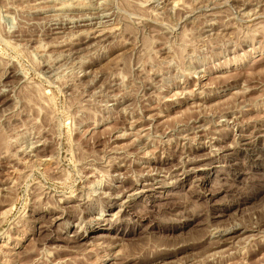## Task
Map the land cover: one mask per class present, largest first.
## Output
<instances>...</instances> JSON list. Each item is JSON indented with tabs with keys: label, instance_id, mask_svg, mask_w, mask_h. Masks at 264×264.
I'll return each mask as SVG.
<instances>
[{
	"label": "rangeland",
	"instance_id": "rangeland-1",
	"mask_svg": "<svg viewBox=\"0 0 264 264\" xmlns=\"http://www.w3.org/2000/svg\"><path fill=\"white\" fill-rule=\"evenodd\" d=\"M258 153L264 0H0V264H264Z\"/></svg>",
	"mask_w": 264,
	"mask_h": 264
},
{
	"label": "bare ground",
	"instance_id": "bare-ground-1",
	"mask_svg": "<svg viewBox=\"0 0 264 264\" xmlns=\"http://www.w3.org/2000/svg\"><path fill=\"white\" fill-rule=\"evenodd\" d=\"M242 139H244V138H242ZM245 153L249 156V159L252 160V157H251V156L254 155V150L248 148V149H245ZM225 156H226V155H225ZM233 157H234V156H233ZM233 157L230 158L229 160L227 159V160H228V163H231V162H232V160L234 159ZM249 159H248V160H249ZM253 159H254V158H253ZM256 159H259V160L261 161V162H258V163H257L258 165L255 166L256 171H257V170L260 168L259 165H264V157H263L262 154H261V156H260V154L258 153V156H257ZM235 160H236V159H235ZM186 161H187V160H186ZM232 165H233V164H232ZM181 167H182V166H181ZM187 167H188V166H187ZM185 168H186V167H185ZM252 173H253V172H252ZM254 173H255V172H254ZM259 173H260V172H259ZM261 173H262V172H261ZM223 174L225 175L226 178H221V177H220L219 179H221V180H229V179L232 180V178H229V177H231V176H228L227 173L224 172ZM236 175H237V174H236ZM257 175H258V174H257ZM262 175H263V173H262ZM248 176H249V175H248ZM251 176L253 177L254 175H251ZM258 176H259V175H258ZM258 176H257V177H258ZM252 177H251V179H250V177L248 178V179H250L249 181H251V180L253 179ZM262 177H263V176H262ZM127 178H128V177H127ZM243 178H244V177H243ZM243 178H242V179H243ZM246 178H247V177H246ZM233 179H234V178H233ZM256 179H257V178H256ZM261 179H262V178H261ZM128 180H129V179H128ZM131 180H132V179H131ZM138 180H139V179H136V182L134 183V187H135V185H138V182H137ZM152 180L154 181V183L151 184V182H150L149 185H150L152 188L150 187L151 189H147V190H149V191H150V190H155V188H157V187L152 186V185L157 184V183L160 184V182H157L155 178H153ZM235 180H236V179H235ZM243 180H244V179H243ZM133 181H134V180H133ZM139 181H140V180H139ZM238 181H239V180H238ZM247 181H248V180H247ZM139 183H140V182H139ZM261 183H262V182H261ZM146 184H147V183H146ZM222 184H224V183H222ZM255 184H256V182H255ZM257 184H258V183H257ZM132 185H133V182H132ZM139 185H140V184H139ZM258 185H259V184H258ZM140 186L143 187V188H144V187H147V185H145V184H142V185H140ZM136 188H137V187H136ZM147 188H148V187H147ZM255 188H256V186H255ZM260 188H261V189H264V184H263V185H259V189H260ZM126 189H127V188H126ZM137 189H138V188H137ZM137 189H135V190H137ZM124 190H125V189H124ZM147 190H146V191H147ZM221 190H222V188H221ZM140 192H144V191H140ZM258 192H259V191H258ZM247 195H248V194H247ZM163 197H164V196H163ZM67 199H68V198H67ZM117 199H119V198H117ZM115 200H116V199H115ZM244 200H245V199H244ZM64 201H65V200H64ZM69 201H70V200H69ZM62 202H63V201H62ZM66 202H67V201H66ZM237 202H238V201H237ZM238 203H239V202H238ZM9 204H10V203H9ZM120 205H121V204H120ZM226 205H227V204H226ZM61 208H62V207H61ZM63 208H64V207H63ZM227 208H228V206H227ZM84 209H85V208H84ZM52 210L54 211V209H52ZM91 210H92L91 208H88V209H87L88 212H91ZM118 211H119V210H118ZM120 211H121V209H120ZM133 212H134V211H133ZM60 213H61V212H60ZM62 213H64V212H62ZM193 213H194V212H193ZM178 214H179V213H178ZM194 214H195V213H194ZM51 216H53V215H51ZM58 216H59V215H58ZM60 216H61V215H60ZM112 216H114V215H112ZM54 218H55V217H54ZM54 218H53V219H54ZM57 218H58V217H57ZM57 218H56V219H57ZM77 220H78V219H77ZM188 220H189V219H188ZM60 224H61V223H60ZM236 225H237V224H236ZM236 225H235V226H236ZM235 226H233V228H234ZM228 228H230V227H228ZM233 228H232V229H233ZM63 229H64V228H63ZM221 229H222V228H221ZM230 229H231V228H230ZM230 229H229V230H230ZM239 229H242V228H239ZM59 230H60V229H59ZM223 230H224V229H223ZM226 230H228V229H226ZM235 230H236V228H235ZM235 230H234V231H235ZM221 233H222V232H221ZM78 234H79V233H78ZM223 234H224V233H223ZM75 235H76V234H75ZM217 235H218V234H217ZM219 236H220V235H219ZM48 238H50V239L53 240V241L55 240V239H53V237H51L50 235L48 236ZM56 238H57V237H56ZM68 238H69V237H68ZM73 238H74V237H73ZM59 239H61V238H59ZM62 239H63V238H62ZM47 240H48V239H47ZM219 240H220V239H219ZM220 242H221V241H220ZM182 246H184V245H182ZM177 247H178V246H177ZM177 247H176V248H177ZM73 248H74V247H73ZM162 248H163V247H162ZM155 249H156V248H155ZM158 249H159V248H158ZM174 249H175V248H174ZM160 250H162V249H160ZM167 250H169V249H167ZM156 252H157V251H156ZM161 252L163 253L164 251H161ZM157 253H158V252H157ZM159 253H160V252H159ZM159 253H158V255H159ZM160 254H161V253H160ZM158 255H157V256H158ZM162 255H163V254H162ZM154 256H155V255H154ZM160 256H161V255H160ZM140 260H141V259H140ZM128 261H129V259H128Z\"/></svg>",
	"mask_w": 264,
	"mask_h": 264
}]
</instances>
